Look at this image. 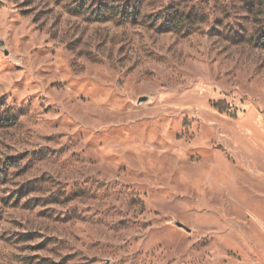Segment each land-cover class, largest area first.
I'll list each match as a JSON object with an SVG mask.
<instances>
[{
  "label": "rangeland",
  "instance_id": "obj_1",
  "mask_svg": "<svg viewBox=\"0 0 264 264\" xmlns=\"http://www.w3.org/2000/svg\"><path fill=\"white\" fill-rule=\"evenodd\" d=\"M0 264H264V0H0Z\"/></svg>",
  "mask_w": 264,
  "mask_h": 264
},
{
  "label": "water",
  "instance_id": "obj_2",
  "mask_svg": "<svg viewBox=\"0 0 264 264\" xmlns=\"http://www.w3.org/2000/svg\"><path fill=\"white\" fill-rule=\"evenodd\" d=\"M144 101H145V97H141V98H139L138 103H141V102H144ZM175 225L177 227H179V228H182V229H184L186 231H189V229H187L186 227H184L181 223L176 222Z\"/></svg>",
  "mask_w": 264,
  "mask_h": 264
}]
</instances>
